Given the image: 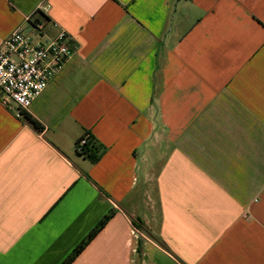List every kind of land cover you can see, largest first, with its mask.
<instances>
[{
	"label": "crops",
	"instance_id": "obj_1",
	"mask_svg": "<svg viewBox=\"0 0 264 264\" xmlns=\"http://www.w3.org/2000/svg\"><path fill=\"white\" fill-rule=\"evenodd\" d=\"M39 20L73 52L41 130L0 91V264H61L109 211L70 264H264V0H0V43Z\"/></svg>",
	"mask_w": 264,
	"mask_h": 264
},
{
	"label": "built area",
	"instance_id": "obj_2",
	"mask_svg": "<svg viewBox=\"0 0 264 264\" xmlns=\"http://www.w3.org/2000/svg\"><path fill=\"white\" fill-rule=\"evenodd\" d=\"M42 10L46 7L42 6ZM56 28L48 36L44 21L32 24L35 37L25 34L17 26L0 43V91L4 105H11L18 117H23L31 102L44 90L50 80L63 68L73 52V45L65 30ZM85 142L80 138L76 149ZM131 233H136L135 227Z\"/></svg>",
	"mask_w": 264,
	"mask_h": 264
},
{
	"label": "trees",
	"instance_id": "obj_3",
	"mask_svg": "<svg viewBox=\"0 0 264 264\" xmlns=\"http://www.w3.org/2000/svg\"><path fill=\"white\" fill-rule=\"evenodd\" d=\"M23 119L25 122H27L32 128L35 130H41L42 127L40 123L32 117L27 112L24 113ZM80 138H84L85 142L79 146L80 150L76 149V147L79 145L78 141ZM78 138L75 141L74 148L75 152L78 155L84 156L90 160H95L98 157V147L93 142L91 136L89 134H86L85 136H82ZM112 215V211H109L107 214H105L93 227V229L75 246V248L72 250V252L69 254V256L61 263V264H70L71 261L83 250V248L86 246V244L97 234V232L105 225L107 220Z\"/></svg>",
	"mask_w": 264,
	"mask_h": 264
}]
</instances>
